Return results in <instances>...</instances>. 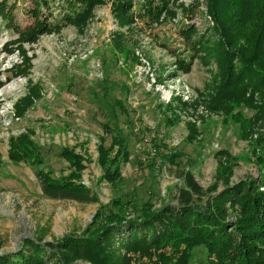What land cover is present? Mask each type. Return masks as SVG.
I'll list each match as a JSON object with an SVG mask.
<instances>
[{
    "label": "rangeland",
    "instance_id": "374dc122",
    "mask_svg": "<svg viewBox=\"0 0 264 264\" xmlns=\"http://www.w3.org/2000/svg\"><path fill=\"white\" fill-rule=\"evenodd\" d=\"M70 2L7 0L10 17L0 18V254L16 250L25 237L57 241L67 234H82L100 209H119L111 204L114 199L129 200L122 210L128 217L135 212L133 206L141 208L146 200L153 208L175 203L187 172L203 190L214 184L221 190L222 179L229 184L259 180L255 157L264 154V145L257 146L255 139L264 137V117L250 137H242V122L206 107L213 92L210 71L214 67L197 58L187 73L174 66L175 57L190 60L191 50L180 31L194 25L205 33L213 24L205 0H176L173 18L152 26L136 21L123 28L106 2L95 8L83 31L63 20L79 8ZM134 3L138 11V2ZM37 21L58 25L59 30L41 34L36 42L18 41L20 32ZM116 31L123 34L122 48L129 54H118L112 47ZM16 65L25 70L18 73ZM34 84L39 85V95L17 115ZM104 86L109 98H123L132 125V129L126 126L127 117L120 116L117 126L128 136L129 156L115 161L120 173L113 182L103 176L105 167L99 163L100 147L110 144L103 127L110 115L103 104ZM253 95L257 102L259 95ZM178 98L188 104L180 107ZM239 109L244 118L255 112ZM192 123L196 136L189 135ZM25 131L41 146L39 163L10 157L11 137ZM61 148L81 156L84 166L79 178H74L90 188L97 201L43 194L35 167L58 180L72 178L69 161L58 154ZM116 149L108 152L109 158ZM222 150L233 156L232 166L216 153ZM259 191H264V184ZM138 261L133 264H146L143 258ZM205 263V248H195L189 264Z\"/></svg>",
    "mask_w": 264,
    "mask_h": 264
},
{
    "label": "trees",
    "instance_id": "16d2710c",
    "mask_svg": "<svg viewBox=\"0 0 264 264\" xmlns=\"http://www.w3.org/2000/svg\"><path fill=\"white\" fill-rule=\"evenodd\" d=\"M134 1L72 0L69 5L75 8L79 5V8L72 9L63 20L83 31L95 8L106 2H110L112 15L121 28L132 27L136 21L152 26L176 14L173 8L176 0H136L138 11L133 9ZM205 2L206 13L213 24L205 33H199L194 25L180 31L191 50L190 60L175 57L174 66L187 73L194 58L205 65L211 64L214 85L206 107L242 122V137L247 138L264 117V0ZM10 12L7 0H0V18L9 19ZM52 30H59V26L49 27L37 21L33 27L20 32L18 41L36 42L41 34ZM111 45L118 54H129L128 49L122 48V33H112ZM19 49L24 61L29 63L25 51L21 46ZM133 61L137 63L138 58L133 57ZM17 66L20 67L18 73L25 70L21 65ZM39 92V85H32L24 98L26 105L18 108L17 115L24 112ZM254 92L259 95L257 102ZM109 94L104 86L103 104L110 115L103 127L110 135V144L100 147L99 163L105 167L103 176L113 182L120 173L115 161L119 157L127 160L129 156L128 136L117 126L120 116L127 117L124 120L126 126L132 129V125H129V110L125 108L123 98H109ZM177 103L180 107L188 104L180 98ZM169 107L170 103L166 105L167 109ZM240 107L252 108L255 112L244 118ZM166 119L169 121L170 118ZM189 128V135L196 136L195 123L189 124ZM31 136V132L25 131L11 137L9 153L12 159L41 161L38 154L41 146L35 145ZM255 141L257 146L264 145L263 136ZM116 146L118 150L109 158L108 152ZM216 153H220L229 166L234 164L233 156L226 151ZM58 154L69 161L73 168L72 178L58 180L52 178L50 172L35 167L43 194L79 202L97 201L90 188L75 180L84 166L81 156L64 148L59 149ZM255 162L259 174L257 183L254 178L233 184L222 179L221 190L216 184L203 190L187 172L175 203L165 202L153 208L146 200L141 208L133 206L135 212L128 217L122 210L129 205V200L114 199L111 204L119 209L116 212L110 206L100 209L82 234H67L57 241L22 238L16 250L0 254V264H133L141 258L146 264H189L192 251L201 246L206 250L205 264H264V191H259V186L264 184V178L261 179L264 154L257 153Z\"/></svg>",
    "mask_w": 264,
    "mask_h": 264
}]
</instances>
